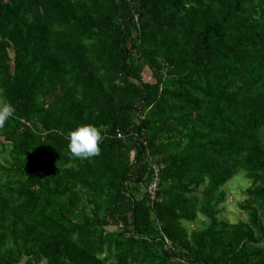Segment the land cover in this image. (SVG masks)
<instances>
[{"label": "trees", "instance_id": "1", "mask_svg": "<svg viewBox=\"0 0 264 264\" xmlns=\"http://www.w3.org/2000/svg\"><path fill=\"white\" fill-rule=\"evenodd\" d=\"M0 102V264H264V0H0Z\"/></svg>", "mask_w": 264, "mask_h": 264}, {"label": "clouds", "instance_id": "2", "mask_svg": "<svg viewBox=\"0 0 264 264\" xmlns=\"http://www.w3.org/2000/svg\"><path fill=\"white\" fill-rule=\"evenodd\" d=\"M15 113V107L10 102H0V128L5 126ZM68 151L81 160L98 156L101 152L100 144L103 142L101 130L94 124H79L67 133Z\"/></svg>", "mask_w": 264, "mask_h": 264}, {"label": "rangeland", "instance_id": "3", "mask_svg": "<svg viewBox=\"0 0 264 264\" xmlns=\"http://www.w3.org/2000/svg\"><path fill=\"white\" fill-rule=\"evenodd\" d=\"M149 75V73H148ZM147 76V79L149 76ZM6 152H2L0 149V162L5 161ZM249 180L245 174L239 173L235 175L225 186L224 189L227 191V200L222 205L223 213L220 215L222 218L225 217L232 223L238 222L241 219H247V213L240 210L238 203L245 198L244 190L250 184ZM208 225V219L204 217L201 213L198 215L196 221L191 224V229H203ZM24 261L21 263L23 264Z\"/></svg>", "mask_w": 264, "mask_h": 264}, {"label": "built area", "instance_id": "4", "mask_svg": "<svg viewBox=\"0 0 264 264\" xmlns=\"http://www.w3.org/2000/svg\"><path fill=\"white\" fill-rule=\"evenodd\" d=\"M119 136H122V133H118ZM158 169H155V176L154 179L149 183L148 185V190L153 196L158 188V174H157Z\"/></svg>", "mask_w": 264, "mask_h": 264}]
</instances>
